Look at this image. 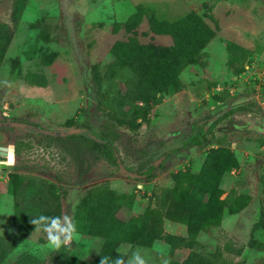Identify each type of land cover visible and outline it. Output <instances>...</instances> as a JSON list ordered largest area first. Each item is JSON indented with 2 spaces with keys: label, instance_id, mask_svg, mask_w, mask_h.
I'll list each match as a JSON object with an SVG mask.
<instances>
[{
  "label": "rangeland",
  "instance_id": "rangeland-1",
  "mask_svg": "<svg viewBox=\"0 0 264 264\" xmlns=\"http://www.w3.org/2000/svg\"><path fill=\"white\" fill-rule=\"evenodd\" d=\"M18 1L23 9L0 64V148L18 145L16 155L0 161V264H63L68 256L90 263L101 241L87 236L77 217L89 188L107 184L130 194L132 206L117 213L126 220L157 204L172 185L171 174L196 173L217 148L237 160L219 183L220 198L237 211L230 214L225 206L219 225L198 233L190 250H171L157 240L148 248L119 244L116 251L127 260L139 250L147 264L181 262L189 251L213 264H264V0H0V23L12 27ZM138 7L143 16L126 32L123 23ZM189 12L214 35L180 72L182 89L163 97L134 129L110 122L111 89H96L92 68L102 71L112 43L130 36L169 47L168 36L148 29V17L173 21ZM227 42L247 51L239 74ZM49 56L44 66L41 58ZM37 76L45 87L33 84ZM68 131L97 145L67 138ZM12 174L20 179L15 194L8 187ZM165 212L163 232L185 236L184 226L167 218L177 214L174 205ZM41 214L71 216L80 239L70 248L48 247L46 234L29 223Z\"/></svg>",
  "mask_w": 264,
  "mask_h": 264
},
{
  "label": "trees",
  "instance_id": "trees-1",
  "mask_svg": "<svg viewBox=\"0 0 264 264\" xmlns=\"http://www.w3.org/2000/svg\"><path fill=\"white\" fill-rule=\"evenodd\" d=\"M23 3L18 1L11 10L12 27L0 23V64L12 38V29L19 20ZM143 8L138 7L123 23L126 32L132 31L143 16ZM148 29L159 36H168L169 47L141 44L130 36L125 40L114 41L108 53L109 62L102 71L92 68V83L99 90L101 84L111 89L109 99L111 109L106 112V118L115 125L134 129L138 123L145 121L151 107L160 104L165 96L173 95L182 89L179 74L185 67L196 62L199 52L212 39L213 30L194 12H189L173 21L156 20L148 17ZM227 48L237 54L236 74L243 70L247 51L230 42ZM42 57L44 66L51 60ZM17 65V60L11 62V67ZM33 84L45 87L41 76ZM239 106L219 113L215 119L228 115ZM214 122L210 123L207 128ZM31 128H36L29 126ZM54 136L59 132H53ZM202 134V131L199 132ZM49 136V134H47ZM65 137L78 139L97 145L94 140L78 134L76 131L64 132ZM46 136V137H48ZM105 149L109 146L103 138L98 137ZM104 149V151H105ZM13 154L18 153V145H13ZM114 164L113 160H108ZM238 167L234 154L225 148L211 149L205 156L200 169L196 173L176 171L171 174L172 185L164 189L154 206H146L140 213L126 220L117 217L119 210L132 206V196L117 192L107 184L92 186L80 204L78 216L83 224L84 233L101 241L97 256L90 262H81L71 256L65 258L63 264H100L101 257L112 259L119 254L116 248L119 244H128L140 248L150 247L154 241L161 240L169 248L192 249L196 244L198 233L210 227L219 225L223 208L228 206V212L233 214L237 208L221 199L222 191L219 183L225 173ZM20 179L10 175L8 187L15 194ZM174 205L176 215H167L174 222L184 226L185 236H173L163 232L162 220L167 207ZM168 264H213L212 260L195 251H189L181 262L170 261Z\"/></svg>",
  "mask_w": 264,
  "mask_h": 264
},
{
  "label": "clouds",
  "instance_id": "clouds-1",
  "mask_svg": "<svg viewBox=\"0 0 264 264\" xmlns=\"http://www.w3.org/2000/svg\"><path fill=\"white\" fill-rule=\"evenodd\" d=\"M29 223L34 226V230L45 233L47 246L57 251L61 247L70 248L74 240L80 239L77 225L72 217L67 214L62 216H47L41 214L37 217L30 218ZM100 264H147V261L141 255L140 251L137 250L127 260L119 255L114 259L103 256L101 257Z\"/></svg>",
  "mask_w": 264,
  "mask_h": 264
},
{
  "label": "water",
  "instance_id": "water-1",
  "mask_svg": "<svg viewBox=\"0 0 264 264\" xmlns=\"http://www.w3.org/2000/svg\"><path fill=\"white\" fill-rule=\"evenodd\" d=\"M23 127H27V128H30V129H34L35 132H40V133H43V134H49V135H52L54 134L53 132L51 131H43V130H40V129H36V128H31L29 126H26V125H22ZM12 147H8L7 149L5 148H0V161H3V160H6L7 158L9 159V157L12 156ZM6 164H10L9 160L7 161Z\"/></svg>",
  "mask_w": 264,
  "mask_h": 264
},
{
  "label": "flooded vegetation",
  "instance_id": "flooded-vegetation-1",
  "mask_svg": "<svg viewBox=\"0 0 264 264\" xmlns=\"http://www.w3.org/2000/svg\"><path fill=\"white\" fill-rule=\"evenodd\" d=\"M37 129H39V128H37Z\"/></svg>",
  "mask_w": 264,
  "mask_h": 264
}]
</instances>
